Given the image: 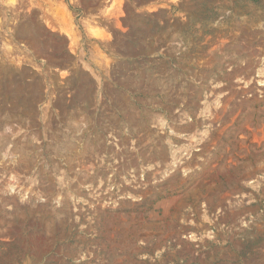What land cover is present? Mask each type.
I'll list each match as a JSON object with an SVG mask.
<instances>
[{
  "label": "rangeland",
  "instance_id": "374dc122",
  "mask_svg": "<svg viewBox=\"0 0 264 264\" xmlns=\"http://www.w3.org/2000/svg\"><path fill=\"white\" fill-rule=\"evenodd\" d=\"M0 264H264V0H0Z\"/></svg>",
  "mask_w": 264,
  "mask_h": 264
}]
</instances>
